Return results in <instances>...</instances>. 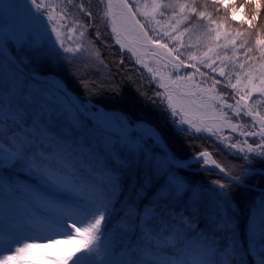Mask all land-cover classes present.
Listing matches in <instances>:
<instances>
[{
    "label": "snow or ice",
    "instance_id": "obj_1",
    "mask_svg": "<svg viewBox=\"0 0 264 264\" xmlns=\"http://www.w3.org/2000/svg\"><path fill=\"white\" fill-rule=\"evenodd\" d=\"M262 14L264 0H3L0 264H264ZM113 36L147 83L84 56ZM189 128L226 157L174 148L168 130Z\"/></svg>",
    "mask_w": 264,
    "mask_h": 264
},
{
    "label": "trees",
    "instance_id": "obj_2",
    "mask_svg": "<svg viewBox=\"0 0 264 264\" xmlns=\"http://www.w3.org/2000/svg\"><path fill=\"white\" fill-rule=\"evenodd\" d=\"M255 23V22H254ZM259 25L261 27H264V14L261 15L260 20H259ZM107 32L110 33V31L107 29ZM103 43L105 45L107 44H112L111 48H101V47H96V48H92V55H88V54H84L85 57H90L91 59H96V53L100 52L101 55V59H104L105 57H107L108 59L111 60H120L123 61L125 64V70L129 71V74H132L133 72H135V74L137 76H140L141 80L143 83H147V80L144 79V77H148L150 75L145 74L142 69H140L139 67L136 66L135 63H133L131 60H125V52H123L122 50L113 47V42L112 39L111 40H104ZM105 63H107V61L105 60ZM141 72L143 73V76H141ZM68 79V84L69 87L72 89H75L76 91H79V86L77 84V82L75 80H73L70 76L67 77ZM163 91V90H160ZM153 119L156 120L157 123H160L163 127H165L167 129V125L163 124V121L156 119V116L153 115ZM188 134H191L192 139L191 140H185L182 139L180 136H177L174 132H172L170 129L168 130V136L170 138V142L172 144V146L174 148H177L179 150H182L185 153H188L189 155L191 154V152L195 151V148L192 147L191 145H206L209 147V150H215L221 153L222 156L226 157V151L224 149V143L220 142L219 140H217V137H212L207 133H195L193 129L189 128L187 133H185L184 135L187 136ZM211 137V138H209ZM217 144L220 145V147H217ZM195 175L200 176L205 184L207 183V178L209 177V175H214V174H208V173H194ZM253 195L255 194H247L246 196L241 198V205L243 208L247 207V204L250 202V200L253 198Z\"/></svg>",
    "mask_w": 264,
    "mask_h": 264
},
{
    "label": "rangeland",
    "instance_id": "obj_3",
    "mask_svg": "<svg viewBox=\"0 0 264 264\" xmlns=\"http://www.w3.org/2000/svg\"><path fill=\"white\" fill-rule=\"evenodd\" d=\"M2 2H3V0H0V3H2ZM142 2H143V0H142ZM114 11H117V10L114 9ZM0 23H3V16L2 15H0ZM108 30L111 32L110 26L108 27ZM114 41H115V37L113 36L112 37L113 47L120 49L119 45H115ZM85 47L86 48L89 47L87 43H85ZM120 50L125 52L124 49H120ZM91 53H92V49H90L89 51H86L84 54L92 55ZM128 55H130V53ZM145 59L148 60L147 57ZM131 61L133 63H135V58L133 57L131 59ZM148 62L150 63V65L152 64L151 60H148ZM136 66L139 67L140 69H142V71L145 74L150 75L147 73V69H144L141 65H136ZM183 74L184 73L181 72V75H183ZM177 101L185 103L186 110L189 111V114H190L192 119H194L198 122H202L204 124H207L209 126L212 124V121L210 119H208V117L211 116L210 111H204V110L199 109L198 107H193V106L188 105L186 103V98L180 97L179 95H177ZM204 133H207L210 136H212V134H210L206 131ZM224 135H227V133H224ZM212 137H215V136H212ZM220 142H223V141H220ZM49 234L50 233H39V234L29 233V235H40V236H47ZM56 238L63 239V237H56ZM25 242L44 244V243H47L48 241L46 239H35V240H29V241H25ZM66 247H68V245H63V244L62 245H52V247H50V248H42L41 247V248L33 249L32 251L34 253H37V254H39V253L56 254V253H59L61 250H63ZM41 264H46V262L41 261Z\"/></svg>",
    "mask_w": 264,
    "mask_h": 264
}]
</instances>
